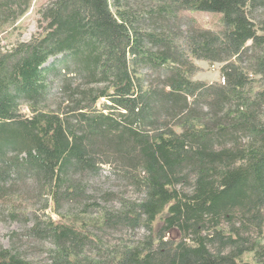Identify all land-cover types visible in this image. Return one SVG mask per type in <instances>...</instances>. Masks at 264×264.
I'll return each mask as SVG.
<instances>
[{"label":"trees","instance_id":"1","mask_svg":"<svg viewBox=\"0 0 264 264\" xmlns=\"http://www.w3.org/2000/svg\"><path fill=\"white\" fill-rule=\"evenodd\" d=\"M31 1L0 0V25ZM183 10L219 14L223 30L183 37ZM40 14L41 33L0 51V215L19 218L12 197L83 207L23 232L50 243L48 264H264V0H51ZM192 60L222 63V83L192 81ZM106 166L141 199L89 220ZM89 226L149 235L101 252ZM0 264L37 263L0 249Z\"/></svg>","mask_w":264,"mask_h":264},{"label":"rangeland","instance_id":"2","mask_svg":"<svg viewBox=\"0 0 264 264\" xmlns=\"http://www.w3.org/2000/svg\"><path fill=\"white\" fill-rule=\"evenodd\" d=\"M51 0H32L29 9L15 22L10 24L0 25V51L5 52L11 49L15 44L19 42H27L33 36L42 32L45 22L43 21L40 11L45 7ZM114 11V9H112ZM179 35L183 37L193 28H199L204 30L222 31L223 25L221 24V16L219 14H213L208 12H190L180 11L178 13V22L174 25ZM250 45V42L247 43ZM192 64L195 69L190 79L195 82H201L206 85L221 84V68L222 63H210L203 60H192ZM53 59H50L48 64L51 65ZM139 73L148 76V81L153 83L157 82L160 76L157 72H150L147 68L139 70ZM252 81V92L259 91L261 85L258 78H253ZM55 86L52 89V96L45 102V105L52 107L51 105H58L63 101L64 95L61 94L57 88V81L54 83ZM101 100L97 107L100 108ZM203 112L207 109L202 108ZM20 111L29 116L30 112L27 107L22 104ZM262 119L264 120V108L261 111ZM109 168L104 167L102 174L90 180L89 194L94 196V200L98 203V207H88L86 216L89 220H93L98 217V214L103 208L114 209L119 205L118 199L123 197L127 200H138L141 199V195L135 192L131 187H126L119 181L115 180L113 176L108 175ZM106 191H112L115 196L111 201L105 202L102 198V193ZM93 201V200H90ZM11 204L15 206L16 212L19 218L16 221H12L6 212L0 215V249L12 250L18 253L22 258L27 259L37 264H48L49 263V249L51 247L49 242L43 241H32L23 236L25 229L32 225L34 216H41L44 213V218L50 217L54 221H59L60 216L68 215H82V206H78L74 203L64 202L60 208L56 209L55 205L49 200L48 207L45 210H41V202L30 200L28 198L20 199L12 197ZM28 212V213H27ZM27 213L30 220L29 222L24 221V215ZM161 220H157L155 223V230L159 229ZM101 240V252L109 251V248L120 247L125 245H135L138 242L145 239L149 233L143 228L125 229L119 227L117 229H100L95 226H89L88 228ZM179 240V233L175 230L170 231L165 235V240ZM261 244L264 245V231ZM250 256L248 257V259Z\"/></svg>","mask_w":264,"mask_h":264}]
</instances>
